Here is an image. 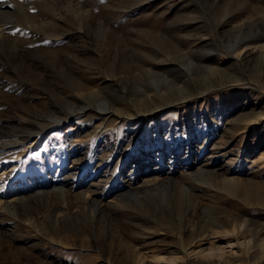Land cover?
Here are the masks:
<instances>
[{
  "label": "rangeland",
  "instance_id": "374dc122",
  "mask_svg": "<svg viewBox=\"0 0 264 264\" xmlns=\"http://www.w3.org/2000/svg\"><path fill=\"white\" fill-rule=\"evenodd\" d=\"M0 1V264H264V0Z\"/></svg>",
  "mask_w": 264,
  "mask_h": 264
},
{
  "label": "bare ground",
  "instance_id": "6f19581e",
  "mask_svg": "<svg viewBox=\"0 0 264 264\" xmlns=\"http://www.w3.org/2000/svg\"><path fill=\"white\" fill-rule=\"evenodd\" d=\"M12 5V2H3V1H0V13L4 12V11H7L6 10V7L8 6H11ZM261 14H263L262 12H260ZM3 14V13H2ZM256 15V14H255ZM248 16V15H247ZM261 17V15H257L255 17L251 18H244L242 22H238L236 24H228L232 30H234L235 32H241V31H244L246 27H249L251 25V22L255 19H257L258 17ZM254 22V21H253ZM48 24V23H47ZM258 28V27H257ZM251 31V30H250ZM9 36H7V33L2 29L0 28V39H4V38H7ZM264 38V35H262L261 33L259 34V31H251L249 33H247L246 35H241V36H237V37H234V38H231L229 40V44L230 46H234L235 48V52L238 54V53H241L243 51V49L247 50V48L249 47L250 48V45L254 48V47H257L259 49H262L264 48V42H259V43H256L258 40L261 41V39ZM254 42V43H252ZM252 43V44H251ZM238 48V49H237ZM233 50V49H232ZM170 54V53H169ZM170 56V55H169ZM167 60H171V57L168 58H159L157 61L159 62H164V61H167ZM156 67H159V64H154L153 65V69L156 68ZM144 68V67H143ZM152 68H149V69H146L144 72L148 71V74L151 75L152 77H155L153 76V73H155V70H153ZM143 72V71H142ZM158 75V74H157ZM121 78V77H120ZM158 83V82H157ZM158 85V84H157ZM156 85V86H157ZM160 86H158V88L156 87V89H159ZM151 88V87H150ZM158 91V90H157ZM83 93V92H82ZM88 93H94L93 89L92 90H86V92L83 93V95L85 96L86 94ZM145 96H147V98H150V94H145ZM87 107V105L85 106ZM83 107V108H85ZM92 107V106H91ZM103 109V108H101ZM106 109H110V107L106 108ZM76 111V110H74ZM78 113L77 112H72L69 114V116H65V117H61L57 120V122H62L63 120H65L66 118H69V117H75ZM55 121V120H54ZM196 174L202 172L200 175H205V174H211L212 172H217L215 169H210L208 167H198L197 169H195L194 171H192ZM188 174V172H187ZM154 182H158V178H153L150 179H144L143 182H141V184H139L138 187H136L135 189H138V188H144L145 186H148ZM132 186V185H130ZM134 187V185L132 186ZM130 188V187H129ZM129 190V189H128ZM128 192H131V190H129ZM94 202V201H93ZM259 234L261 233H264V229H261L258 231Z\"/></svg>",
  "mask_w": 264,
  "mask_h": 264
}]
</instances>
